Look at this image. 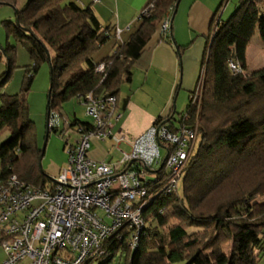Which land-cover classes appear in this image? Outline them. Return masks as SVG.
Returning <instances> with one entry per match:
<instances>
[{
    "label": "trees",
    "instance_id": "trees-1",
    "mask_svg": "<svg viewBox=\"0 0 264 264\" xmlns=\"http://www.w3.org/2000/svg\"><path fill=\"white\" fill-rule=\"evenodd\" d=\"M12 1L0 0V5H12ZM179 1L151 0L148 7L153 5V10L149 16L141 15V26L129 42L119 44L101 63L94 56L115 35L101 27L91 8L69 0H27L17 10L20 25L4 23L7 36L26 48L32 65L26 69L22 92L1 96L0 136L7 131L9 137L0 146V182L16 176L36 188L52 184L40 168L43 146L26 97L41 66L49 64L51 70V112L62 114L65 104L92 92L118 98L133 64L166 15H174ZM263 9L264 0H241L231 18L219 22L207 39L201 92L196 101V92L192 93L187 111L179 114L180 127L198 133L182 176V195L179 188L171 195H158L144 210L146 228L138 250L114 243L107 259L99 263L112 264L117 255H126L127 264H260L264 254V68L247 73L246 52L257 33L264 42ZM5 51L9 72L0 78V87L11 78L16 54L11 46ZM231 61L243 73L234 74ZM103 63L108 65L104 82V75L96 72ZM155 124L167 126L163 119ZM74 126L89 129L92 125L76 120ZM162 172L156 175L159 189L166 181Z\"/></svg>",
    "mask_w": 264,
    "mask_h": 264
},
{
    "label": "built area",
    "instance_id": "built-area-1",
    "mask_svg": "<svg viewBox=\"0 0 264 264\" xmlns=\"http://www.w3.org/2000/svg\"><path fill=\"white\" fill-rule=\"evenodd\" d=\"M153 8L150 5L142 15L149 16ZM171 30L172 14H168L160 26L163 42H171ZM121 34L117 28L120 42ZM229 67L234 74L243 73L234 61ZM107 68L103 63L96 69L104 75L103 82ZM200 92L199 87L195 101ZM79 100L93 120L89 129H74L61 113H50V132L63 129V135L78 136L76 144L66 141L68 162L55 182L45 188L30 186L16 176L0 182V246L6 252L2 264H95L107 259L114 243H125L135 252L146 228L144 210L158 195H171L179 188L198 140L197 130L181 126L173 131L154 124L128 139L113 132L120 118L116 96L92 92ZM107 139L122 154L113 165L89 156L92 141ZM124 142H129L130 151L121 150ZM159 172L166 176L160 189L157 176L151 182L147 178Z\"/></svg>",
    "mask_w": 264,
    "mask_h": 264
},
{
    "label": "crops",
    "instance_id": "crops-1",
    "mask_svg": "<svg viewBox=\"0 0 264 264\" xmlns=\"http://www.w3.org/2000/svg\"><path fill=\"white\" fill-rule=\"evenodd\" d=\"M150 1L97 0V2H93V0H69V2L76 3L83 9L91 8L103 29L110 28L111 31L113 30L114 35L117 28L122 31V42L118 41L114 36L102 46L101 52L105 53L104 59L112 56L119 44L129 42L131 36L141 26V15L148 7ZM226 1L180 0L179 8L175 15L172 16L171 43H165L161 40L159 28L144 49L140 59L133 64L131 76L125 78L121 86L118 95L120 118L115 122L113 129L115 134L122 135L128 139L138 137L159 119H163L167 126L180 127V116L177 111L178 108L184 111L187 105L186 112L190 104L191 94L198 90L207 48V39L213 34L219 22L226 21V17L230 15L228 12L235 8L237 10L241 3L240 1L239 6L229 3L224 7ZM12 2V5L10 2L0 5V8L1 6H9L7 7L9 9H0V23L5 32L4 23H16L17 10H21L26 5L27 0H14ZM232 6L233 9H231ZM10 40L14 39L7 36L6 46L4 47V42L0 39V47H3L5 54V49L11 44ZM13 48L16 50L15 46ZM179 49H183L181 54L182 64L178 54ZM246 61L247 73H249L250 69L254 72L264 68V42L258 33L248 45ZM9 63L8 59V65ZM30 66H25L24 68L21 90L26 69ZM2 77L3 75L0 76V78ZM8 84L9 82L5 86L0 87V108L2 95L14 96L22 92L11 94L8 92V87H6ZM185 112H182V114ZM64 113L63 109L62 115L71 122L79 120L82 123L93 124L92 119L88 122L79 118L76 113L73 118L71 116L68 117ZM172 118L173 123L169 124L168 121ZM76 127L74 126L73 128L76 129ZM72 134L75 133L70 132L69 137ZM74 143L76 144L75 141H72V144ZM113 147H116V145L109 139L104 141L94 140L92 141L89 156L95 162L116 164L118 161L111 163L110 151ZM122 147L125 152L131 149L129 142L121 144L120 148L122 149ZM67 161L68 159L66 158L60 163L59 167H55L56 169L54 170L50 167L49 171L53 170L55 177H57L66 166ZM260 264H264V254L261 257Z\"/></svg>",
    "mask_w": 264,
    "mask_h": 264
},
{
    "label": "rangeland",
    "instance_id": "rangeland-1",
    "mask_svg": "<svg viewBox=\"0 0 264 264\" xmlns=\"http://www.w3.org/2000/svg\"><path fill=\"white\" fill-rule=\"evenodd\" d=\"M241 0H227L224 5V7L227 4H236L239 6ZM9 6H1V10L9 9L7 8ZM11 7V6H10ZM223 7V8H224ZM233 9V6L232 8ZM230 9V10H231ZM236 9V8H235ZM235 9H233L228 17H226V21L235 13ZM264 10V9H263ZM0 39L4 42V47L6 46V32L3 29L1 23H0ZM260 39V38H257ZM11 43V44H10ZM10 46L16 47V54L14 57V63L12 68V75L11 79L9 81V84L6 86L8 87V92L11 94H18L21 91V82L22 77L24 74V68L25 66L32 65V61L30 58V55L26 48L22 46L20 43H17L14 40H10ZM3 48V47H2ZM105 53L101 52V50L94 56V61L96 63H101L104 60ZM9 69L8 65V57L4 53L3 49H0V76H4ZM253 71L250 69L249 73H252ZM51 87V70L49 64H44L41 66L38 74L35 77L32 89L29 93L26 94L28 101H29V107L31 111L32 119L36 125L38 138L42 146H44L46 135H47V111H48V95L49 90ZM1 92V91H0ZM16 92V93H14ZM189 102V101H188ZM64 114H66L68 117L71 116L74 117V114L76 113L79 118L82 120L90 122V117L87 116L86 110L81 104V102L78 99H74L71 102L64 105ZM187 107V105H186ZM186 107L184 111L183 109L178 108V115L182 114V112H185ZM80 119V120H81ZM63 130V129H62ZM62 130L59 131V133L51 132L49 135V139L47 142L44 158L42 161V167L43 171L47 174V176L51 180H55V174L54 169L55 167H59L60 163H62L66 158L68 159L67 155V143L66 141L69 140V144H72V141L77 142L78 136L76 134H72L71 137L67 135L62 134ZM9 137V132H4L0 136V146L6 142V140ZM75 144V143H74ZM122 151L125 150L123 147L121 149ZM111 152V163L114 161H119L122 158V154L116 150V147H113ZM68 162V161H67ZM50 167L53 169L52 171H49ZM0 171H1V162H0ZM156 177V175H147V178L150 180H153ZM53 182V181H52ZM179 193L182 195V182H180L179 185ZM229 248L226 249V254H229ZM6 260V252L5 250L0 246V264H2ZM95 264H101L99 262H96ZM112 264H127L126 261V255H117L115 257ZM174 264H188V261L174 263Z\"/></svg>",
    "mask_w": 264,
    "mask_h": 264
},
{
    "label": "water",
    "instance_id": "water-1",
    "mask_svg": "<svg viewBox=\"0 0 264 264\" xmlns=\"http://www.w3.org/2000/svg\"><path fill=\"white\" fill-rule=\"evenodd\" d=\"M179 4H180V1H179V3L176 5V11H175V13L177 12V9L179 8ZM175 13H174V15H175ZM172 21H173V19H172ZM16 24H17V25H20V24H19V20H18V18L16 19ZM173 42L175 43V41H173ZM0 49H2V48L0 47ZM179 57H180V62H181V64H182L183 62H182L181 55H179ZM51 92H52V85H51V87H50L48 97L51 96ZM50 113H51V111H50V109H49V101H48V111H47V135H46V140H45L44 146H43V148H42V155H41V157H40V168H41L42 170H43V167H42V161H43V158H44V154H45V150H46L47 142H48L49 135H50V130H49V117H50ZM52 181L55 182V180H52Z\"/></svg>",
    "mask_w": 264,
    "mask_h": 264
}]
</instances>
